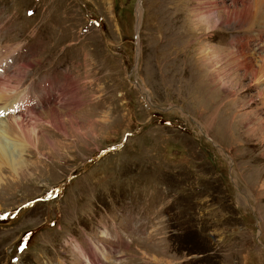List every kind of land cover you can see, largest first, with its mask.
<instances>
[{
	"label": "rangeland",
	"instance_id": "obj_1",
	"mask_svg": "<svg viewBox=\"0 0 264 264\" xmlns=\"http://www.w3.org/2000/svg\"><path fill=\"white\" fill-rule=\"evenodd\" d=\"M259 8L0 0L9 40L33 50L0 89L15 100L44 66L58 74L39 109L4 120L36 133L3 140L27 147L20 169L0 165V264L22 235L16 264H85L91 247L104 264H264V82L229 64L264 57L258 12L239 18Z\"/></svg>",
	"mask_w": 264,
	"mask_h": 264
},
{
	"label": "bare ground",
	"instance_id": "obj_2",
	"mask_svg": "<svg viewBox=\"0 0 264 264\" xmlns=\"http://www.w3.org/2000/svg\"><path fill=\"white\" fill-rule=\"evenodd\" d=\"M258 12L257 14V17H258V21L259 23H263L264 22V8H259L258 11H255L254 14L250 15L251 11H247L246 14H243V15H240L239 18L242 19V22L243 21H246V23L249 22V20L251 21L253 19V17L255 16V14ZM238 18V19H239ZM209 19V18H208ZM200 20V18H199ZM201 23H204L202 20H201ZM205 24V23H204ZM207 24V23H206ZM249 25V24H248ZM252 25V24H251ZM250 25V26H251ZM263 26V25H262ZM248 28H250L248 26ZM242 54L239 53V56L238 57H235L234 62H236V65H234L233 63H229L230 66L232 67H240V66H244L242 68H245L249 73H251V75L253 76L254 78V84L258 85V84H262L264 82V76H261L263 73H264V57H261V58H257L255 61L259 60V64L256 65L255 62H253V64H248L245 60L241 61L242 59V56H240ZM255 55V54H254ZM202 58H205V54L201 55ZM237 59H238V62L241 61L240 63L237 62ZM240 59V60H239ZM215 60V59H214ZM203 62V61H202ZM255 64V66H254ZM29 66V65H28ZM205 67V66H204ZM27 67H25L26 69ZM19 70V69H18ZM24 70V69H23ZM5 70H3L4 72ZM20 72V71H19ZM18 72V73H19ZM2 73V72H1ZM3 74H1L2 76ZM16 77L13 78V80H17V78H19V74H14ZM21 75V74H20ZM4 78H8L9 75L7 76H3ZM263 77V78H262ZM9 79V78H8ZM1 80V79H0ZM2 82V81H0ZM10 83V80H6V81H3L2 83V88L0 89V165H3L5 167H8L10 169H18L20 166H21V161L19 159V156H18V153L23 150L24 148H26L27 146L23 143V144H14L13 142H11V144L13 145V147L16 148V150H19V151H16V150H6V144L9 143L6 141V138L8 137H11L13 135H16V134H19V132L22 134L23 130L27 129V131L29 132H26V133H29L30 135L31 134H35L33 131H35L34 126L32 128H30L31 126L29 125H26L24 124L22 121H19L18 119V122H17V119L12 122V123H9V124H5L4 123V120H6L8 118V115L7 113L9 111H11L15 105L17 104V98L18 96H16L14 99L15 100H10V98L5 95L8 91V85ZM19 84V83H18ZM17 86V84H16ZM15 88V87H14ZM13 88V89H14ZM18 88V87H17ZM64 92L63 96L65 97L67 95V92L66 90H62ZM264 97V96H263ZM28 100L27 98H24L23 101H26ZM264 100V98H263ZM48 111H51V110H48ZM36 116V115H35ZM22 118V116H21ZM9 120V119H8ZM7 121V120H6ZM11 122V121H10ZM7 123V122H6ZM3 125H6V126H3ZM260 127V126H259ZM258 127V128H259ZM23 129V130H21ZM33 130V131H32ZM252 130V129H251ZM259 130V129H258ZM26 131V130H25ZM256 131V130H255ZM253 132V131H252ZM255 134V133H254ZM259 134V133H257ZM23 135V134H22ZM28 135V134H27ZM251 135V133H250ZM29 138H31L32 140V137L29 136ZM252 138V137H251ZM261 138V137H260ZM3 140H5L7 143L5 144L3 142ZM24 139L22 138V141ZM20 169V168H19Z\"/></svg>",
	"mask_w": 264,
	"mask_h": 264
},
{
	"label": "snow or ice",
	"instance_id": "obj_3",
	"mask_svg": "<svg viewBox=\"0 0 264 264\" xmlns=\"http://www.w3.org/2000/svg\"><path fill=\"white\" fill-rule=\"evenodd\" d=\"M30 15H31V13H30Z\"/></svg>",
	"mask_w": 264,
	"mask_h": 264
}]
</instances>
